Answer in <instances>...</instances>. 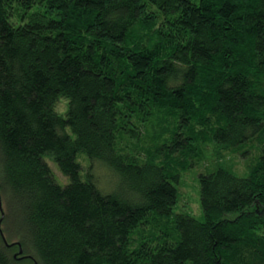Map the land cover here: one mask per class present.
Returning <instances> with one entry per match:
<instances>
[{
    "label": "trees",
    "instance_id": "obj_1",
    "mask_svg": "<svg viewBox=\"0 0 264 264\" xmlns=\"http://www.w3.org/2000/svg\"><path fill=\"white\" fill-rule=\"evenodd\" d=\"M0 206V264H264V0H0Z\"/></svg>",
    "mask_w": 264,
    "mask_h": 264
},
{
    "label": "rangeland",
    "instance_id": "obj_2",
    "mask_svg": "<svg viewBox=\"0 0 264 264\" xmlns=\"http://www.w3.org/2000/svg\"><path fill=\"white\" fill-rule=\"evenodd\" d=\"M64 100V99H63ZM57 109L59 111H63L65 109V104L63 102H60L57 105ZM249 155L243 156V158H247ZM48 164L51 166V168L55 167L54 163L51 162L48 158H45ZM230 164L233 165L234 170L233 172L237 174L238 176H244L247 173L246 165H245V160L244 164L242 162H238L236 159H227ZM248 160V159H247ZM240 161V160H239ZM243 164V170L242 168ZM203 168L200 166L194 167L185 173L182 174V179L180 181L179 185V194H180V199L179 202L174 206V211L179 212V211H187L189 214L194 216L196 219L201 220L203 219V213L201 210L200 206V198H199V180H198V174L203 172ZM105 179L100 178V184H105L104 181ZM28 264V263H26Z\"/></svg>",
    "mask_w": 264,
    "mask_h": 264
},
{
    "label": "water",
    "instance_id": "obj_3",
    "mask_svg": "<svg viewBox=\"0 0 264 264\" xmlns=\"http://www.w3.org/2000/svg\"><path fill=\"white\" fill-rule=\"evenodd\" d=\"M0 208H1V206H0ZM0 210H1V209H0ZM2 218H3V212L1 211V215H0V235H1L2 239L4 240V236H3V233H2V231H1V221H2ZM4 242H5V241H4ZM6 244H7V243H6ZM17 253H18V254H21V253H22L21 249H19ZM14 257H17V256L14 255Z\"/></svg>",
    "mask_w": 264,
    "mask_h": 264
}]
</instances>
